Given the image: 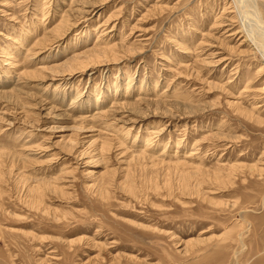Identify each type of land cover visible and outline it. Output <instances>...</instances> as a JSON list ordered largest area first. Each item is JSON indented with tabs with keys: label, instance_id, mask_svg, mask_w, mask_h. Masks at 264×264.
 I'll return each instance as SVG.
<instances>
[{
	"label": "rangeland",
	"instance_id": "374dc122",
	"mask_svg": "<svg viewBox=\"0 0 264 264\" xmlns=\"http://www.w3.org/2000/svg\"><path fill=\"white\" fill-rule=\"evenodd\" d=\"M232 2L0 0V264H264V59Z\"/></svg>",
	"mask_w": 264,
	"mask_h": 264
},
{
	"label": "bare ground",
	"instance_id": "6f19581e",
	"mask_svg": "<svg viewBox=\"0 0 264 264\" xmlns=\"http://www.w3.org/2000/svg\"><path fill=\"white\" fill-rule=\"evenodd\" d=\"M232 1H233L231 3L232 8L230 7L229 8L231 9V13L234 14L233 18L236 20L238 19V23L240 22L239 28L242 29V31H239L237 34L242 35L244 33V36H241L242 37L241 39H244L245 42L246 41H248V43L250 42L255 52L260 54L262 58L264 59V20H263V17H261L262 14L260 13V10L255 8L253 6V3L252 4L251 2L248 3L249 0H232ZM251 7H253L252 8L253 10L251 9ZM249 16H253L251 17V19L256 18L255 19L256 24H259L260 25L259 27L263 29L261 30L263 31L262 34H259L257 30L249 27L246 24L247 21H244V20L249 18ZM249 24H250V21H249ZM260 71L264 72V64L260 67ZM262 91L264 92V88L262 89Z\"/></svg>",
	"mask_w": 264,
	"mask_h": 264
}]
</instances>
